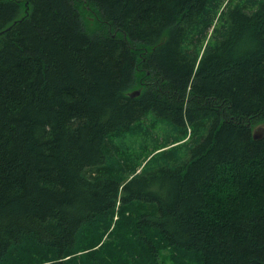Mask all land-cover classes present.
I'll return each instance as SVG.
<instances>
[{
  "label": "trees",
  "instance_id": "obj_1",
  "mask_svg": "<svg viewBox=\"0 0 264 264\" xmlns=\"http://www.w3.org/2000/svg\"><path fill=\"white\" fill-rule=\"evenodd\" d=\"M1 31L0 264H264V0H0ZM133 135L171 146L137 171Z\"/></svg>",
  "mask_w": 264,
  "mask_h": 264
},
{
  "label": "rangeland",
  "instance_id": "obj_2",
  "mask_svg": "<svg viewBox=\"0 0 264 264\" xmlns=\"http://www.w3.org/2000/svg\"><path fill=\"white\" fill-rule=\"evenodd\" d=\"M144 123H146L147 125H154V134L158 137V142L157 141L155 142V141L152 140L153 141L152 143H160V142H162V140L164 139L165 135L168 134V133L170 135L172 134L173 136L178 134L175 130H173V128L167 130L165 124H163L161 122H158V121L154 122V120L152 118H150V117L145 119ZM260 126L264 127V123H261ZM189 135H190V130L187 129L186 136L185 137L181 136L180 138H178V140L175 141L173 143V145H177V146L182 145V143H184V141H188L189 140L188 139ZM142 140H143L142 135H138V136L133 135V136H131V139L129 141V145H131V148L128 149V152H131V154H133V155L134 154L135 155L139 154V157L137 158V165H138L137 171L140 170V168L145 164L147 159L149 157H151L155 152H158V151H160L162 149H165V148H168V147L171 146V145L165 146V147H162V145H161V147L158 146L159 149H157L154 153H151V154L148 155V154H146L144 152V148L142 149L140 147V145L142 143ZM184 150H185V148H181L180 151H179V154L183 155L184 154Z\"/></svg>",
  "mask_w": 264,
  "mask_h": 264
},
{
  "label": "water",
  "instance_id": "obj_3",
  "mask_svg": "<svg viewBox=\"0 0 264 264\" xmlns=\"http://www.w3.org/2000/svg\"><path fill=\"white\" fill-rule=\"evenodd\" d=\"M4 32V31H1L0 34ZM140 93V90L139 89H135L134 91H132L130 93V96H134V95H138ZM264 133V127L258 125L256 126L254 129H253V137L254 138H260L262 136V134Z\"/></svg>",
  "mask_w": 264,
  "mask_h": 264
}]
</instances>
